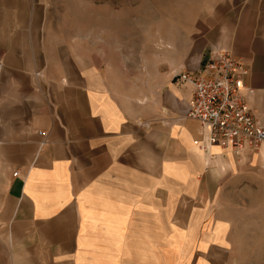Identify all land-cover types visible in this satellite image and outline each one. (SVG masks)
<instances>
[{
  "label": "crops",
  "instance_id": "0c3cea01",
  "mask_svg": "<svg viewBox=\"0 0 264 264\" xmlns=\"http://www.w3.org/2000/svg\"><path fill=\"white\" fill-rule=\"evenodd\" d=\"M242 1L180 29L141 94L92 45L45 27L50 0H0V264L229 263L251 236L253 191L264 197V144L202 151L206 132L185 117L193 88L176 75L211 49L243 57L264 124V0Z\"/></svg>",
  "mask_w": 264,
  "mask_h": 264
},
{
  "label": "rangeland",
  "instance_id": "374dc122",
  "mask_svg": "<svg viewBox=\"0 0 264 264\" xmlns=\"http://www.w3.org/2000/svg\"><path fill=\"white\" fill-rule=\"evenodd\" d=\"M44 6L46 28L60 29L57 39L93 46L113 76L141 94L168 71L179 30L195 32L217 13L220 0H50ZM239 11L247 5L242 0ZM256 5H254L255 7ZM253 7V6H252ZM263 8L264 5H261ZM253 191L251 236L237 238L228 264H264V197ZM241 242V243H240Z\"/></svg>",
  "mask_w": 264,
  "mask_h": 264
},
{
  "label": "built area",
  "instance_id": "2783aa9c",
  "mask_svg": "<svg viewBox=\"0 0 264 264\" xmlns=\"http://www.w3.org/2000/svg\"><path fill=\"white\" fill-rule=\"evenodd\" d=\"M249 68L243 57L226 49H211L199 70L178 75L193 88L185 117L198 120L206 132L202 151L215 157L214 147L237 157L252 155L264 144V124L243 94Z\"/></svg>",
  "mask_w": 264,
  "mask_h": 264
}]
</instances>
